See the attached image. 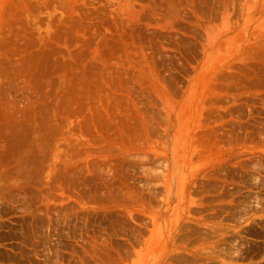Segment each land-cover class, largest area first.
<instances>
[{
  "label": "rangeland",
  "instance_id": "obj_1",
  "mask_svg": "<svg viewBox=\"0 0 264 264\" xmlns=\"http://www.w3.org/2000/svg\"><path fill=\"white\" fill-rule=\"evenodd\" d=\"M0 264H264V0H0Z\"/></svg>",
  "mask_w": 264,
  "mask_h": 264
}]
</instances>
